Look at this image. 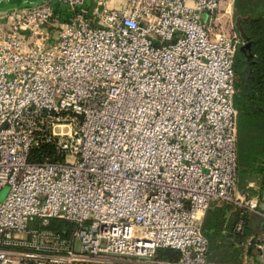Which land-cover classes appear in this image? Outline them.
I'll return each instance as SVG.
<instances>
[{
  "label": "built area",
  "instance_id": "1",
  "mask_svg": "<svg viewBox=\"0 0 264 264\" xmlns=\"http://www.w3.org/2000/svg\"><path fill=\"white\" fill-rule=\"evenodd\" d=\"M235 1L70 0L53 24L60 6L38 0L12 16L0 264H258L210 261L202 229L213 201L264 216L238 189ZM253 238L264 261V232Z\"/></svg>",
  "mask_w": 264,
  "mask_h": 264
},
{
  "label": "trees",
  "instance_id": "2",
  "mask_svg": "<svg viewBox=\"0 0 264 264\" xmlns=\"http://www.w3.org/2000/svg\"><path fill=\"white\" fill-rule=\"evenodd\" d=\"M233 22L234 30L243 41L234 62L233 102L239 111L238 189L264 205V0H236ZM49 151L47 147L34 150L32 160ZM240 220L243 227L237 230ZM51 227L61 229L62 221H53ZM202 229L209 240L210 261L239 263L238 245L264 231V216L244 212L232 202L212 204ZM248 251L254 252V245ZM165 257L176 259L178 253L167 250Z\"/></svg>",
  "mask_w": 264,
  "mask_h": 264
},
{
  "label": "rangeland",
  "instance_id": "3",
  "mask_svg": "<svg viewBox=\"0 0 264 264\" xmlns=\"http://www.w3.org/2000/svg\"><path fill=\"white\" fill-rule=\"evenodd\" d=\"M35 1H38V0H1L0 1V35L4 32H8L10 27H12V22H13L12 16L16 17V15L20 13L21 10H24L25 8H28L29 6L34 5ZM52 1L55 5L60 6V7L58 8L56 16L51 20V23L59 24L62 22H66L67 18L65 15L70 14L73 10L70 0H52ZM94 1L95 0H84L85 4H91ZM105 1L107 2V5L109 7H118L121 5L123 0H105ZM78 6H79V2L76 3V8H78ZM8 192H9V186H4L2 190H0V201H3L5 199ZM212 204H220V202L213 201ZM233 204L237 206V204L235 203ZM260 209L262 210V212H264V205H261ZM65 224L66 223L62 222V225H65ZM260 233L262 232H259L258 234ZM250 238H248L244 242H241L238 245L240 248L241 261L243 260L249 261V260H252L250 259V256H256L255 260L256 261L258 260V264H264L263 259L260 258L259 250L256 245L257 242L255 241L254 238L251 240ZM251 245H254V252L248 251ZM167 250L168 249L159 250L160 256L166 258L165 255H167Z\"/></svg>",
  "mask_w": 264,
  "mask_h": 264
},
{
  "label": "water",
  "instance_id": "4",
  "mask_svg": "<svg viewBox=\"0 0 264 264\" xmlns=\"http://www.w3.org/2000/svg\"><path fill=\"white\" fill-rule=\"evenodd\" d=\"M248 46H249V44H247V45H244V46H243V48L245 49V48H246V47H248Z\"/></svg>",
  "mask_w": 264,
  "mask_h": 264
},
{
  "label": "crops",
  "instance_id": "5",
  "mask_svg": "<svg viewBox=\"0 0 264 264\" xmlns=\"http://www.w3.org/2000/svg\"><path fill=\"white\" fill-rule=\"evenodd\" d=\"M1 1V0H0Z\"/></svg>",
  "mask_w": 264,
  "mask_h": 264
}]
</instances>
